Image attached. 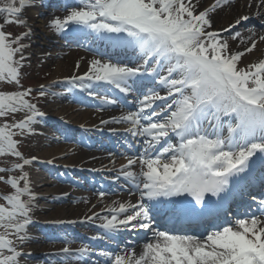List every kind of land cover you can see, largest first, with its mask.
Wrapping results in <instances>:
<instances>
[{"label":"snow or ice","instance_id":"snow-or-ice-1","mask_svg":"<svg viewBox=\"0 0 264 264\" xmlns=\"http://www.w3.org/2000/svg\"><path fill=\"white\" fill-rule=\"evenodd\" d=\"M48 7L47 0H0V81L16 88L0 91V118L24 114L0 123V156L22 161L0 167V173L19 170L0 175L12 189L0 203V264H23L32 255L25 246L29 226L38 223L33 215L38 195L24 169L39 158H25L19 146L42 135L37 126L47 117L30 99L33 91L44 99L61 96L54 86L80 103L94 98L101 110L124 105L135 110L99 125H80L82 144L85 134L103 131L101 126L126 125L107 128L118 138L120 154L129 153L126 162L119 169L91 171L110 173L108 179L122 182L129 199L104 204L109 193L99 190L90 215L43 222H90L98 229L91 241H105L113 250H97L94 243L73 248L65 235L57 237L64 246L46 253L42 264H264V56L240 66L264 44V0L237 5L213 0L202 9L199 0L65 2L59 6L65 14L53 15L45 27L66 44L70 40L92 51L93 58L82 74L24 87L33 28L20 17L25 9L44 16L41 9ZM233 7L247 11L214 28V16ZM11 24L26 31L13 36L4 30ZM230 40L241 48L233 50ZM62 138L72 137L67 131L54 136ZM108 156L114 165L115 154ZM97 204L104 206L93 211Z\"/></svg>","mask_w":264,"mask_h":264},{"label":"bare ground","instance_id":"bare-ground-1","mask_svg":"<svg viewBox=\"0 0 264 264\" xmlns=\"http://www.w3.org/2000/svg\"><path fill=\"white\" fill-rule=\"evenodd\" d=\"M48 1V0H47ZM69 2H75V0H68ZM49 6L51 7L56 6L58 3L57 0H53L52 2L49 0L47 2ZM244 3V0H232L233 5L242 4ZM50 8V7H49ZM27 10V9H26ZM49 14H52V11L54 10L49 9ZM236 11V13L239 10H242L238 7H233L231 9L226 8L225 13L228 12L227 15H230L231 11ZM29 11V19L30 24L33 28V35L31 44H35L38 42V40L35 39L36 36L40 37V44L42 47L40 49L36 50L40 53H44L43 57L44 59L50 60L48 62V66H51L53 64L52 60H55L57 56H61V53L58 55L55 54H49L50 49L56 48V38L53 34L49 32L48 29L45 27V21H43L41 18L38 19V12L36 10H27ZM245 11V10H244ZM247 11V9H246ZM235 13V14H236ZM234 14V15H235ZM226 22V20H224ZM226 27V26H225ZM248 35V33H247ZM35 39V40H34ZM30 48L31 50H35V47ZM261 45L258 49L255 50V54H253V57L262 56L261 55ZM264 50V49H263ZM33 53V51H32ZM93 58L92 55L88 53L82 54V63L83 65L85 62H88ZM82 63L80 68L82 69ZM65 64H63L62 61H58L57 69H54L52 72V76L47 79V81L44 82V84H48L52 81L62 79L63 77L70 76L71 74H68L64 70ZM54 67V66H53ZM79 68V69H80ZM84 68V67H83ZM81 69L79 71H81ZM84 72V71H83ZM82 71L79 72L80 74L83 73ZM62 86H54L53 91H59V88ZM65 95L57 96V97H50L49 98V104L47 105L45 112L47 114L46 120L38 125L37 130L38 132L42 133V135H35L34 143L35 147L34 150L36 151V156L39 158L37 165L35 166L37 170H33L31 174H29L31 181L33 182V191L38 195V198L36 200L37 207L34 209L33 215L35 216V219L38 221V223L35 224V226H29V235L31 237V240L27 243L25 246V251L31 250L32 255L27 258L26 260H23V264H42V261H45L46 257L45 254L55 251L56 249H59L63 247L64 245H56L55 243L49 242L50 238L48 236H44L46 233L49 235L50 232H52L53 229H59L63 228L64 225L67 227L69 224L64 225H55V224H45L43 223L45 220H53V219H62V220H78L82 218L84 215H90L89 209L91 208V204L97 203V195L96 193H91L89 195H86L84 192L77 191L75 187L71 186H64L63 183H60L58 176H53L52 173L49 170H45L44 166L45 163L43 161L52 159L53 157H56L54 163H59L63 165H67L69 167L66 168L68 172L76 171L80 173V171H89L91 169H103L105 167L108 168H114L119 169L120 164L125 163L126 160L123 157V159H115V164L113 165L110 163L111 159H108L106 154H104L103 151H97V152H86L82 150L78 146L73 145H67V144H56V142L59 141H65L63 138L60 140L54 139V137L51 136V131L56 130V123L52 122V118H59L63 117V121L67 122L69 126L76 125L79 126L81 124L85 125L86 127H91L92 125H99V122L101 119H108L110 116L113 115H120L122 114L121 109L117 110L115 108H109L105 109V111H80L78 108L74 106H70L71 100H68L69 98ZM49 118V119H48ZM126 125H108V126H101L104 129H107L108 127H115L118 129H122ZM120 127V128H119ZM72 129H65L67 131V134L69 137H72L71 134ZM82 130V129H81ZM106 131V130H105ZM64 132V131H63ZM102 131H92L85 135H93L97 133H101ZM110 135V134H109ZM95 157V159H92ZM56 165V164H55ZM138 169V168H137ZM136 169V170H137ZM83 172H81L82 174ZM126 187V186H125ZM259 190V189H258ZM125 193L122 194H116L113 196L105 197L104 204H108L113 199H121V200H127L129 199L127 191L122 190ZM64 193H67V195H63ZM59 197V199H57ZM85 199L89 200V203H85ZM133 202L135 198L133 197ZM80 200L85 203L82 204ZM104 204H97V208L93 209V211H98L100 207H103ZM75 226H85L88 233H92V236H94L95 233H97L96 228L91 227L88 223L86 224H80L77 223ZM71 229V228H69ZM66 235V234H65ZM65 235H62L64 237ZM68 236V235H67ZM86 237V235H85ZM68 238L78 241L82 237L78 236H68ZM86 243V242H85ZM81 245H71V247L76 248ZM137 254H139L142 251V246L138 245V247L135 248Z\"/></svg>","mask_w":264,"mask_h":264},{"label":"rangeland","instance_id":"rangeland-1","mask_svg":"<svg viewBox=\"0 0 264 264\" xmlns=\"http://www.w3.org/2000/svg\"><path fill=\"white\" fill-rule=\"evenodd\" d=\"M49 1V0H48ZM47 1V2H48ZM51 2L53 0H50ZM58 3L56 4V6H52L51 5L47 8V9H41V11L45 12L44 16H40L38 13V19H42L43 21H45L47 23V21L49 19H51V17L53 15L55 16H63L65 14L64 11L61 10V5H63L65 2L69 3L70 5L75 6V2H69L68 0H57ZM239 1V0H238ZM213 2V0H199V6L202 9L205 6H208L209 4H211ZM49 9L54 10V12L52 11V14H49ZM28 10V9H27ZM26 9L24 10V12L22 13V16L20 18L22 19H27L28 22L30 23V15H29V11H27ZM226 10V8H225ZM224 11H219L218 14H216L214 16L215 19V24L213 25L214 28H219L220 26H227V23L230 22L232 20V18L235 16L234 14L236 13L233 12V10L231 11L230 15H227L228 12L225 13ZM246 11V9H242L239 11ZM51 12V11H50ZM4 20V15H0V23H3ZM226 20V22L224 21ZM45 23V24H46ZM47 29V28H46ZM4 30L7 32H11L13 34V36L15 35H19L21 33H23L24 31H26V27L24 25H16V24H11V25H5ZM239 30V29H238ZM245 36H247V32L245 31L243 33ZM56 38V45L57 47L50 49L49 54H55L58 55L59 53H61V56H57L55 58V60L53 61V64L51 66H48V62H50V60L48 59H44L43 55L44 53H40L39 51H36L38 49H40V47H42V45L40 44V37L36 36L35 39L38 40V42H36L35 44H33V47H35V50H31L29 49V52L32 53L31 55V64L30 67L26 66L23 69V73L24 76L22 78V85L24 87H33L36 88L41 84H44L45 81H47V79H49L52 76V72L54 71V69H57V64L58 61H62L63 64H65L64 66V70L68 73V74H74V73H79V72H83L87 70V62H85V64L83 65V61H82V54L84 53H89L90 55H94L93 52L89 51L88 49L84 48V47H79L78 45L75 46V43L71 42L70 40L68 41V43H65V39L64 37L60 36V35H54ZM34 39V40H35ZM32 40V39H31ZM27 42V41H25ZM230 45L231 48L233 50L236 49H240L241 45L239 44L238 41H231L230 40ZM264 44L261 45V55L264 56ZM255 54V50L253 51V53L251 54H246L241 61L240 66H246L248 63L251 62H255L258 58L262 57V56H257V57H253ZM130 56H132V53L130 54ZM80 61V66L82 63V69L81 71H79L80 69H76L75 64L76 61ZM89 61V60H88ZM54 66V67H53ZM84 67V68H83ZM9 90H16L15 86L13 85H9L6 82L0 81V91H9ZM59 91L62 92L63 95H66L72 102H70V106H74L76 108H78L80 111H105V109L101 110L100 109V105L99 102L94 101V98H88V102L87 103H80L79 101H74L72 100V96L68 95L66 93H64V88L60 87ZM86 95V94H84ZM50 98V97H49ZM49 98L48 99H44V98H39L37 96V93L35 91H33L32 96L30 97V99L32 100V102L37 103L38 107L42 110L45 111L47 105L49 104ZM133 97H128V100H131ZM109 109V108H106ZM115 109L120 110L122 112H127V111H133L135 110L134 107L131 106H123V107H116ZM23 113H18L15 114L14 117L10 116L7 118H0V123H3L5 119L9 120V122H11L12 119H22L23 118ZM53 122H56V124L58 125L57 127L60 128V131L65 130V127H62L63 124H65L63 122V120L61 119H53ZM38 127V126H37ZM78 129L80 128L79 126H76ZM74 127V128H76ZM120 128V127H119ZM51 135L54 136H60L59 134H57V131H52ZM81 137V131L79 130H74V133H72V138L70 140H66L64 142L59 141L56 142V144L58 145H62V144H67V145H73V146H78L80 147L82 150L86 151V152H97V151H103L104 154H106V156L108 157V159H111V157L108 156L109 152H113L115 154V157L118 159H123L124 155H121L120 152L122 151V149L120 148L118 141H115V139H112L113 141L109 140L107 137V134H99V135H95V136H91V139L85 140L87 144H89L90 146H87V144H80L79 145V140ZM35 135H32L26 139H24L21 143V145L19 146V150L23 153L25 158H30L32 156H36V151L34 150L35 147V143H34V139H35ZM17 139H20V137H17ZM104 143H107L109 146L105 149L102 148V145ZM92 144L96 145V146H91ZM128 155V154H126ZM115 158V159H116ZM17 162H22L17 160L14 157H10V156H0V167H11V165L13 163H17ZM38 162V161H37ZM34 162L33 165H29V166H25V171H28L29 174H31V172L33 170H37L36 169V163ZM61 166V167H60ZM65 165H58L56 167H50L48 165H45L44 169L45 170H49L52 171L51 173L54 174V176H58L60 183H63L64 186H71V187H75V189H77V191H81L84 192L86 195L89 194H93V193H97L102 187H100V185H104L106 188L105 191H108V195L109 196H113L116 195L117 193L116 190L120 187V185L122 184L121 182H115V181H110L108 179L110 173H107L108 175H105L106 178L103 179L102 177H90L89 174H87L85 171H80V173L76 172V171H72V172H68L66 170L65 167H63ZM138 168V166H137ZM138 170V169H137ZM81 172H83L81 174ZM62 174V175H61ZM112 175L115 174V172L111 173ZM0 175L5 176V178H7L8 175H19V170H16L12 173H0ZM104 180V181H103ZM88 181V183H87ZM90 182V184H89ZM91 182H94L93 184H91ZM91 185H93L91 187ZM108 189V190H107ZM10 191H12L11 186L7 185L6 183H4V181H0V203H4L2 196L8 194ZM125 193L121 190L120 194ZM26 198V197H25ZM87 201H89L88 199H85ZM80 202H82L80 200ZM82 204H85L82 202ZM35 217V216H34ZM90 223V222H89ZM90 225H93L92 223H90ZM71 228V229H69ZM50 236V240L49 242L51 243H55L56 245H61L64 243L62 242L61 239H57V237H62V235H68V236H78V237H82L80 240H84L86 243L89 240L88 236L89 233L87 231V229L85 228V226H75V225H67V227L63 228H57V229H53L52 232L49 233ZM86 235V237H85ZM49 237V235H47ZM73 241V240H72ZM85 242L83 241H78V240H74L72 242L71 245H82L85 244ZM97 250H104L102 248H97ZM43 262V261H42Z\"/></svg>","mask_w":264,"mask_h":264}]
</instances>
